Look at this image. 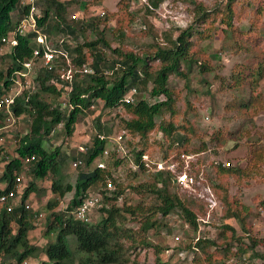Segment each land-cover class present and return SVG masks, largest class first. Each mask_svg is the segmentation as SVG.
<instances>
[{
    "label": "trees",
    "instance_id": "obj_1",
    "mask_svg": "<svg viewBox=\"0 0 264 264\" xmlns=\"http://www.w3.org/2000/svg\"><path fill=\"white\" fill-rule=\"evenodd\" d=\"M21 0H0V59L9 61L0 69V99L8 89L10 79L15 70L21 69L22 64L29 60L37 49L34 42L36 33L27 36H18V46L3 43V39L11 40L14 32L30 7L22 8ZM81 0H38L39 28L48 35V39L58 52H64L71 61L73 68V82L69 84L62 79V74L69 65L67 59L59 55L51 64V68H43L35 80L34 91L25 92L19 97L13 107L14 116L30 118L29 131L24 136H15L16 157L6 153V148L0 145V164H5L4 175L1 181L7 184L5 191L0 190V195L15 190L16 179L26 173L23 160L26 157H35L30 164L29 176L32 180L24 194L20 196L17 207L8 213L0 214V264H23L28 261L36 250L31 243L30 234L35 229V211L27 209L30 206V196L37 192L45 193L36 181L50 178L51 191L54 199L49 202V209L55 210L68 194L73 193L72 199L65 209L57 213H51L48 217L47 234H57L56 242L49 243L43 249L46 260L41 264H129L130 254L140 247L154 246L146 238L138 237L139 234H148L152 229H158L163 224L156 217L168 218L177 215L183 222L190 225L194 233L198 231V212L192 208L191 201L183 200L173 190V178L169 172L154 170L151 167L150 174L153 178L148 183L133 187L139 194L154 198L153 202H142L137 205H128L127 200L123 207H117L120 199H124L125 192L130 187H125L115 178V169L124 161L134 160L140 167L138 173L149 172V167L142 162L143 156L148 154L151 135L158 127L156 118L165 112L171 113L170 120H162L159 125V133L170 144L165 152L164 159L179 150L187 154H202L208 150V142L203 141L199 147L189 150L191 141L197 135V130L189 121L177 125L179 116L174 109V93L170 88V78H178L189 81L191 72L197 68L200 73H207L211 69L206 52L201 44L212 39L216 33L224 35V39L233 43L246 42L238 49L245 51L248 63L238 64L231 74V86L233 90L247 88L249 96H240L234 107L239 112L250 115L252 120L264 110V98L259 96L261 83L264 81V52L260 53L259 47L264 44V26L259 24L264 16L262 9L254 12L258 30L249 28L244 30L235 23L236 0H228L224 7H216L210 11L202 5L190 0L194 6L195 25H189L185 29L170 28L164 32H157L156 28L145 21L141 32L154 36L153 52H144L137 55L134 52H125L121 47L113 48L111 41L106 36V30L102 29L103 23H108L111 17L99 15L91 19L89 23L79 14L77 21L69 18L71 7L79 4ZM166 0H148L147 12L153 15ZM132 0H121L118 4L129 23L134 22V13L130 11ZM18 16V21H13ZM79 12V11H78ZM102 18H105L102 21ZM118 26L114 32H120L122 40L125 37L124 28L130 26L122 19L117 20ZM128 25V26H127ZM92 31L96 35L95 41H90L85 34ZM179 33V35H176ZM259 50V52H257ZM6 54V55H4ZM157 63V68H154ZM84 67L93 70V74L83 73ZM207 84L206 81H203ZM61 84L64 87H61ZM136 91L133 100L127 101L130 94ZM163 99L156 102L155 100ZM104 110H122L128 119H122L124 132L134 138H139L135 150L129 152L128 157L106 161V169L98 167L99 160L104 156L105 149L112 151L110 141V129L97 119V134L93 137L92 144L79 152L76 156H69L61 147L52 144L58 135L63 133L67 138L73 137L77 125L82 117L96 108ZM4 125L0 114V127ZM64 127L62 132L58 131ZM243 129L237 133L229 134V140L238 141L242 137ZM4 134L0 135L2 137ZM100 137H104L101 139ZM225 136L215 132L209 142L215 146L227 142ZM52 145V147H47ZM251 155L245 167L226 166L223 162L214 165L219 176L234 178L238 182H249L260 173L264 164V146L254 144ZM143 148V149H142ZM222 148V147H221ZM218 149V148H214ZM75 162L80 169L76 184H72L70 177L63 175L62 170L68 163ZM198 176L200 171L195 169ZM112 181L116 190L108 192L107 184ZM1 182V183H2ZM178 188V187H177ZM179 189V188H178ZM216 198L224 206L222 223L218 235L214 238L202 236L199 241L188 245L184 251L194 253L196 264H230L232 260H238L239 264H256V259L264 261V254L256 251L259 241L253 236V228L249 223L252 209L245 205L241 199L231 198L229 189L225 184L213 186ZM102 194V207L98 210L100 218L96 222H80L75 217V212L83 201L92 193ZM144 191V193H142ZM222 193V195H221ZM195 204V202H194ZM264 207V201L261 202ZM205 215V213H203ZM235 219L242 229L243 235L238 236L237 230L227 222ZM35 220V221H34ZM129 220H139L142 224L139 233L126 228ZM213 227V225H211ZM215 229V228H214ZM212 232V231H211ZM210 232V234H211ZM231 233V237L229 236ZM204 235L205 232H204ZM74 237L79 260L74 259L75 252L70 248L69 240ZM142 238V239H141ZM141 239V240H140ZM219 240H224L219 244ZM264 242V241H263ZM182 249V248H180ZM186 249V250H185ZM168 250V247L167 249ZM183 251V252H184ZM164 249L157 248L160 255ZM77 261V263H76ZM158 264H165L158 258Z\"/></svg>",
    "mask_w": 264,
    "mask_h": 264
},
{
    "label": "rangeland",
    "instance_id": "obj_2",
    "mask_svg": "<svg viewBox=\"0 0 264 264\" xmlns=\"http://www.w3.org/2000/svg\"><path fill=\"white\" fill-rule=\"evenodd\" d=\"M121 0H81V3L75 4L71 7L72 11L81 12V16L85 19L86 23H89L91 19L97 18L106 12V17H111L110 21L106 24L103 23L101 28L106 30V36L111 41L113 48H122L125 52H134L137 55H142L144 52H153L152 47L154 43V36L141 32L144 29L145 21L148 20L155 28L157 32H164L170 28H182L185 29L189 25H195V12L194 6L190 0H166L161 7L150 15L147 12L148 0H132L130 11L134 13V22L129 23L128 19L124 18L123 12L120 10L118 4ZM147 1V2H146ZM197 4L202 5L206 10L210 11L216 7H224L228 0H194ZM234 8L236 10V25L244 30L253 28L258 30V19L255 18L254 12L257 9H262L264 13V0H236ZM15 11L12 13L14 17ZM79 16V14H78ZM105 18H102L104 21ZM122 19L130 26L125 27V37L121 39L120 32H114L117 24V20ZM15 21V20H13ZM259 24L264 26V16L260 19ZM176 35H179L177 33ZM85 37L90 41L96 40V35L89 31L85 34ZM246 42H238V46L234 47L233 43L224 39V35L216 33L212 39L205 41L201 44L203 51L206 52V57L209 59L211 69L207 73H200L195 68L191 72L189 81L173 76L170 78V88L174 93V109L179 115L176 118L177 125L185 123L186 119L197 130V135L192 139L189 150L199 147L201 144V138L203 141L208 142V150L202 154H199L197 158L198 164L195 169L200 171V175L203 174L208 185L213 188L217 184H225L229 189V195L231 198H238L245 204L251 207L252 216L249 219V223L253 228V236L259 241V246L256 251L264 254V207L261 206V202L264 201V164H262L260 173L255 175L249 182H238L234 178H227L219 176L214 165L218 162L224 164L232 163V167L240 165L245 167L248 161L254 144H260L264 146V110L256 115L252 120L248 116H244L245 113L238 111L234 106L237 105L240 96L247 98L249 96L247 88L246 90H233L230 87L231 74L233 68L238 64L248 63L249 55L238 48L241 45H245ZM260 53L264 52V44L259 47ZM259 52V50H257ZM6 55V54H4ZM0 59V69L8 62ZM264 61V58H262ZM155 63L154 68H157ZM206 81L207 84H204ZM259 96L264 98V81L261 83V89ZM128 119L122 110H104L102 107L96 108L87 113L85 117H82L80 123L77 125L76 133L73 137L67 138L63 133L58 135L53 142L54 147H61L62 151L66 152L69 156H76L79 152L84 151L87 146L92 144L93 137L97 134L96 128L97 119L101 120L103 125H106L111 131L110 137L118 139L121 135H125L123 144L126 152H132L135 150V146L139 142V138L129 136L124 132L123 124L120 122L122 119ZM171 113L165 112L164 114L156 118V124L159 127L162 120H170ZM30 118L22 117L19 120L17 126L11 127L8 133H4L1 139H3L2 145L6 148V153L10 156L16 157L15 149V136H24L29 131ZM149 135L147 143L149 149L147 151L149 159L154 163H161L164 160L167 147L170 145L168 141L163 139V136L159 133V128ZM243 129L242 137L239 135V140H229V134H234ZM64 127H60L58 131L62 132ZM6 131V130H5ZM227 138V142L223 145L216 147L214 143L209 142V138L215 133L219 132ZM48 145L47 147H52ZM222 147V148H221ZM218 148V149H214ZM143 149V148H142ZM181 151L176 150L170 157L175 159L181 157ZM132 158V157H131ZM115 160V159H114ZM112 160H108V163ZM72 162L64 166L62 170L63 175L70 177L71 183L76 184L78 173L80 171ZM132 166V162L124 161L118 168L115 169V178L119 183L130 187L125 192L124 199H120L117 203V207H123L125 200L128 205H137V203L145 200L146 202H153V197L150 198L144 194L137 193L133 187H138L141 184L148 183L152 180L151 165L149 172L138 173L135 178V170ZM30 168H26V173H23V179L20 182L19 195L22 196L29 186L32 178L29 176ZM195 170L193 169V172ZM137 173V172H135ZM43 189L45 193L37 192L30 196L29 205L35 213L39 216L40 220H34L36 225L35 229L30 234L31 243L36 247L35 252L27 261V264H41L46 260L43 249L49 243H55L57 234L48 235V217H51V213H57L62 209H65L67 203L72 199L73 193L68 194L63 201H60V205L55 210L49 209V202L54 199V194L51 191L50 178L36 181ZM110 182V181H109ZM116 188V186L113 184ZM116 190V189H115ZM178 193L180 197L193 203L192 208L198 212V219L205 221L203 223L204 231L201 236L205 238H214L218 235L220 226L222 223V216L224 213V206L222 203L214 198L213 204H216L219 208L209 214L210 206L205 197L208 193L203 194V197L198 195L203 192L200 188L194 194L192 191H181L174 185L173 190ZM98 193L95 191L96 194ZM144 193V191L142 192ZM215 193V192H214ZM206 195V196H205ZM222 195V193H221ZM205 196V197H204ZM219 202V205L217 204ZM20 202V200H19ZM18 202V203H19ZM195 202V204H194ZM262 209V210H260ZM205 213V215H203ZM100 218V212H96L92 217V222L98 221ZM156 220H160L167 226H162L158 229H152L148 234H139L138 237L146 238L154 246L140 247L137 250H133L130 254L129 264H158V258H160L165 264H196L195 256L193 252L184 251L190 244H194L195 238L199 235L198 232L194 233L190 229L184 228L182 222L183 219L175 218L171 215L168 218L156 217ZM139 220H129L126 222V228L133 231H140L142 224ZM232 225L238 232V236H242V229H240L237 221L231 219L227 222ZM213 225V227L211 226ZM215 228V229H214ZM212 231V232H211ZM204 232L206 235H204ZM211 232V234H210ZM231 233H229L228 237ZM179 236L180 241L176 242L175 237ZM141 238V239H142ZM140 239V240H141ZM224 240H219V244H222ZM70 248L75 252L74 259L79 260V253L76 250V243L74 237L69 240ZM164 249L162 254H157V248ZM168 250H165L167 249ZM182 248V249H180ZM186 250V249H185ZM184 251V252H183ZM77 263V261H76ZM256 264H264V261L260 258L256 259Z\"/></svg>",
    "mask_w": 264,
    "mask_h": 264
},
{
    "label": "built area",
    "instance_id": "obj_3",
    "mask_svg": "<svg viewBox=\"0 0 264 264\" xmlns=\"http://www.w3.org/2000/svg\"><path fill=\"white\" fill-rule=\"evenodd\" d=\"M37 1L38 0H21L20 6L22 8L30 7L29 14L21 19L19 21L18 26L16 27V30L14 32V38L12 37L11 40H8L7 38L3 39V43L11 44L12 46H18V36H27L30 33H36L37 38L34 42L37 43L38 47L34 50L33 56L25 61L22 64L21 69H17L14 71L11 79L10 84L8 86V89L4 92L0 99V114L3 117V123L4 125L0 127V135L4 133H8V130L11 129V127H14L18 119L14 116L13 113V107L19 97H21L25 92H31L34 91V84L35 80L38 78L39 72L43 68H51L52 62L59 56H64L67 61L69 67L64 70L62 74V79L65 82H68L69 84H72L73 82V68L71 66V61L67 57V55L62 51L58 52L54 45H52L48 39V35L44 33L38 25V18L41 17V15L38 13L37 8ZM147 2V1H146ZM72 11V10H71ZM106 12L102 13V16H105ZM69 18L71 20L77 21L79 19L78 17V11H72L70 13ZM0 52H3V48L0 47ZM83 73L85 74H93V70L84 67ZM61 87H64L63 84H61ZM136 94V91H133L132 94L127 98V101L133 100V96ZM163 99L155 100L156 102L162 101ZM6 130V131H5ZM125 135H121L118 139L116 138H110V141L112 142V151L110 149H105L104 156L99 160L98 167L100 169H106V161L111 158L112 153H115V160H120L128 157V153L126 152V149L123 144ZM0 137V142L3 141ZM103 139L104 137H100ZM3 143H0L2 145ZM181 157H177L175 159H172V157H169L168 159H164L161 161V163H154L151 162L149 159L148 154H145L143 156L142 162L146 164L147 167H155L157 171H166L169 172L170 175L173 178V184L176 185L181 191H192L194 194L198 191V189H202L203 192L199 194V197H203V194H207L205 197L206 201L209 202L210 206V212H214L215 209L219 208L216 204H213L214 198L217 200L216 195L214 193L213 188H211L210 185H208L206 179L202 175H196L193 172V166H197L199 157V154H187L185 152L181 153ZM35 160V157H26L23 162L24 165L27 168H30V164ZM132 166L135 170H139V165L134 161L131 160ZM232 163L225 164L226 166H230ZM4 166L5 164H0V179L4 175ZM77 167V164H75ZM152 169V168H151ZM23 179V174L17 177L16 179V186L15 190H11L8 193H5L3 195H0V214L3 211H6L8 213H11L18 205V202L20 200L19 195V187L20 182ZM0 180V190L5 191L7 189L6 183H1ZM115 187L113 186V182L110 181L107 184L106 190L108 192L115 191ZM102 194L96 193V194H90L81 204L80 207L77 208L75 212V217L80 222H92V217L95 215V213L102 207ZM218 202V201H217ZM219 205V202L217 203ZM27 209L30 208V206L26 207ZM221 210V208H219ZM262 210V209H260ZM175 218L177 215H173ZM170 217V216H169ZM178 218V217H177ZM35 220H40L38 215H35ZM203 223H205L204 220L198 219V233L199 235L195 238L194 243L200 240L201 233L204 231ZM184 228L190 229V225L188 223L182 222ZM206 224V223H205ZM36 225V223H35ZM181 239L179 236L175 237V241L179 242ZM23 264H27V261ZM230 264H239L238 260H232Z\"/></svg>",
    "mask_w": 264,
    "mask_h": 264
},
{
    "label": "clouds",
    "instance_id": "obj_4",
    "mask_svg": "<svg viewBox=\"0 0 264 264\" xmlns=\"http://www.w3.org/2000/svg\"><path fill=\"white\" fill-rule=\"evenodd\" d=\"M19 6H20V3H19ZM20 11H22L23 9H22V7L20 6V9H19ZM14 20L15 21H18V16H16V18L14 17ZM115 157V156H114Z\"/></svg>",
    "mask_w": 264,
    "mask_h": 264
}]
</instances>
